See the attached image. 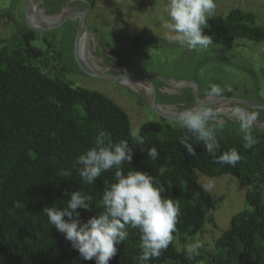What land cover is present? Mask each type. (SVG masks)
<instances>
[{"label": "trees", "instance_id": "16d2710c", "mask_svg": "<svg viewBox=\"0 0 264 264\" xmlns=\"http://www.w3.org/2000/svg\"><path fill=\"white\" fill-rule=\"evenodd\" d=\"M60 1L55 0L56 4ZM86 1L89 7L95 4V0ZM3 17L5 13H0ZM257 20L253 12L233 7L225 15H211L204 32L224 47L237 45L241 39L258 43L264 40V26ZM34 34L30 29L21 34L22 47L0 46V264H95L94 259L81 258L65 235L49 224L43 209L62 210L69 198L66 194L80 191L93 197L91 211L78 209L82 223L103 211L98 206L105 188L115 182V169L102 173L94 184H86L76 165V158L95 146L100 130L109 132L114 143L128 140L133 147L130 164L122 165L125 174L147 172L165 187L163 196L179 199L181 214L174 239L149 264H264V199L259 188L264 182V132L253 135L258 143L252 148L244 146L242 134L222 130L216 135L217 157L233 148L241 155L235 167L214 163L195 140L190 142L196 156L188 155L178 139L190 134L164 118L141 123L138 133L145 145L135 146L128 115L112 99L72 86L31 62L42 56L30 44ZM44 69H48L46 64ZM151 147L159 152L155 162L148 160ZM194 170L210 177H240L250 190L245 195L246 208L231 216L213 247L199 249V256L189 260L185 247L178 250L175 240L182 242L199 232L215 208V199L196 181ZM64 171L71 176L61 177ZM127 231L128 238L116 245L117 254L109 264H139L135 258L140 253V233L130 227Z\"/></svg>", "mask_w": 264, "mask_h": 264}, {"label": "rangeland", "instance_id": "374dc122", "mask_svg": "<svg viewBox=\"0 0 264 264\" xmlns=\"http://www.w3.org/2000/svg\"><path fill=\"white\" fill-rule=\"evenodd\" d=\"M26 1L0 0V13L6 15L0 19V46L24 45L21 34L30 29L25 23ZM69 1L62 0L56 4L55 0H41L39 8L44 21L58 17L60 12L72 6L89 8L85 17L86 30L79 42L83 61L107 74L116 71L148 73L157 103L167 106L170 111L179 113L194 105V87L187 82L198 87L199 98L209 96L210 84H217L222 89L220 96L264 102V40L255 43L241 39L230 47L214 44L215 47L208 51H191L167 39L172 34L164 26L168 0H95L93 7H89L86 0ZM214 2L216 7L212 15H225L231 8L238 7L253 12L258 18L257 23L264 26V0ZM30 17V23L35 25L32 13ZM76 23L77 20L72 19L44 31H34L35 38L30 44L40 49L42 56L31 62L44 73L56 75L72 86L96 90L112 99L127 113L131 132H138L143 122L161 121L149 105L148 94L139 85L120 83L81 71L74 58ZM44 64L48 66L47 70ZM178 82L184 84H172ZM201 106L218 110L213 114L210 126L216 127L219 121L224 127H216V135H221L222 130L242 134L237 115L226 111L233 103ZM248 110L256 114L257 121L264 123L263 109ZM165 121L181 127L177 121ZM259 132H264V129L252 125V135ZM194 176L215 199V208L206 216L199 232L187 236L182 242L176 238L178 250L197 241L203 245L200 249L210 250L217 236L229 226L231 216L246 208L245 195L250 190L242 178L230 174L210 177L194 170ZM259 188L264 199V182L259 184Z\"/></svg>", "mask_w": 264, "mask_h": 264}, {"label": "clouds", "instance_id": "9594fccd", "mask_svg": "<svg viewBox=\"0 0 264 264\" xmlns=\"http://www.w3.org/2000/svg\"><path fill=\"white\" fill-rule=\"evenodd\" d=\"M215 7L214 0H168L167 21L164 26L172 34L167 39L191 51H208L215 47L212 36L204 32L209 27V17ZM119 77L121 82H130L126 73ZM143 85L147 91H151L150 82H144ZM208 94L220 96L222 89L217 84H210ZM52 100L58 103L54 98ZM235 111L245 141L244 146L252 148L258 143L251 133L256 114L247 113L240 108ZM176 120L190 134L178 139L188 155L196 156V149L190 142L195 140L197 145L202 143L204 150L213 157L216 164L235 167L241 160V155L235 148L217 157L220 145L216 138V127L222 129L224 125L217 121L216 127L210 126V121L213 120L210 108H186L177 114ZM131 138L135 146L145 145L143 136L138 132H132ZM147 156L149 161L155 162L159 156L157 148L148 149ZM132 157L133 147H130L128 140L114 143L109 132L100 130L95 146L79 155L76 165L79 166L80 178L86 184H94L102 173L115 169V182L105 188L98 206L103 211L82 223L78 209L91 211L93 197L80 191L66 194L69 198L62 210L57 207L43 209L49 224L65 235V239L85 261L94 259L95 264H109L117 254L116 245L128 238L129 227L138 229L140 233V253L135 258L139 264H149V261L160 257L174 239L173 233L181 214L179 199L163 196L165 187L147 172L131 170L125 174L122 165L130 164ZM60 176H71V172L64 171ZM202 246L199 241L188 244L185 248L186 258L192 260L199 256Z\"/></svg>", "mask_w": 264, "mask_h": 264}, {"label": "water", "instance_id": "95a60500", "mask_svg": "<svg viewBox=\"0 0 264 264\" xmlns=\"http://www.w3.org/2000/svg\"><path fill=\"white\" fill-rule=\"evenodd\" d=\"M32 3V17L35 19V25H32L30 21L27 19V14H28V6L29 4ZM39 3H41V0H27L25 3V23L33 31H44L46 29H49L51 27H55L60 25L63 22H66L68 20L76 19V28H75V34L73 38V45H74V58L75 61L78 65V67L81 69L86 74L97 76V77H102L110 80H114L120 83H125L120 81V75L126 73L128 76V79L130 82L128 83H143V82H150L151 85V91H146L148 94V99H149V105L152 110L155 111L161 118L170 120V121H177L176 116L178 112H173L174 114H167L164 113L160 107L159 104L157 103L156 96H155V89L151 83L150 80V75L148 73H134L130 71H116L112 74H107L102 71L96 70L89 65H87L79 53V42L82 38L83 33L86 30V25H85V17L86 14L89 10V8L84 7V6H72L69 7L58 15V17H55L52 20L44 21L43 16L41 15L42 9L39 8ZM45 18H49V16L44 15ZM165 82L170 83V81L163 79ZM175 86H182L184 83L178 82V83H172ZM187 84L192 85L194 87V105L191 108H196L201 105H208V104H214V103H228L231 102L233 103L232 107H229L227 112L230 111H235L237 108L244 109L247 113L249 112L248 108L250 109H263L264 110V102H259V101H250L246 99H241V98H233L229 96H206L203 98L198 97V87L192 83V82H187ZM213 114H217L218 110H212ZM253 126L259 129H264V123L255 120L253 123Z\"/></svg>", "mask_w": 264, "mask_h": 264}, {"label": "bare ground", "instance_id": "6f19581e", "mask_svg": "<svg viewBox=\"0 0 264 264\" xmlns=\"http://www.w3.org/2000/svg\"><path fill=\"white\" fill-rule=\"evenodd\" d=\"M32 13V3L31 4H29V6H28V14H27V19L30 21V19H31V17H30V14ZM79 47H80V43H79ZM79 53L81 54V56H82V53L83 52H81V50L79 49ZM144 83V82H143ZM143 83H137V85H139L140 87H142L143 89H145V87H144V85H143ZM128 84H130V83H128ZM131 84H133V83H131ZM135 84V83H134ZM159 107H160V109L164 112V113H167V114H171V113H173V111L171 110H169V108L166 106H162V105H159ZM230 112H232V113H235L236 115H238L237 113H236V111H230ZM229 112V113H230Z\"/></svg>", "mask_w": 264, "mask_h": 264}]
</instances>
